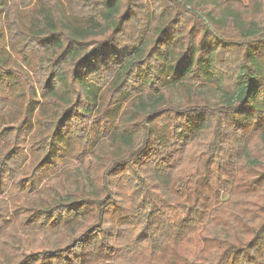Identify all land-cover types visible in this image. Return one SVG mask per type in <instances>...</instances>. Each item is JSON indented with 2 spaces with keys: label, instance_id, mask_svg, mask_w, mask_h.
Segmentation results:
<instances>
[{
  "label": "trees",
  "instance_id": "obj_1",
  "mask_svg": "<svg viewBox=\"0 0 264 264\" xmlns=\"http://www.w3.org/2000/svg\"><path fill=\"white\" fill-rule=\"evenodd\" d=\"M0 15L37 80L0 120V264H264V0H0ZM186 83L221 97L177 104ZM44 230L59 243L24 250Z\"/></svg>",
  "mask_w": 264,
  "mask_h": 264
},
{
  "label": "rangeland",
  "instance_id": "obj_2",
  "mask_svg": "<svg viewBox=\"0 0 264 264\" xmlns=\"http://www.w3.org/2000/svg\"><path fill=\"white\" fill-rule=\"evenodd\" d=\"M66 1V0H63ZM25 22L28 21L27 18H23ZM4 16L0 15V64L4 65V67L11 68L9 77L12 80L16 81L15 86L13 87L15 90H12L11 95L8 96V107L0 111V120L9 121L12 123H16L19 115L21 114V110L24 109L23 102L29 96L28 94L24 95L23 90L26 88V79H30L31 82L37 83L36 78L34 77V72L31 71L30 66H27L25 62L15 54L14 51L11 50L8 44L7 35L4 33ZM7 31V30H6ZM1 33H4L5 36ZM28 87V85H27ZM37 91V98L34 99L31 105L32 111V119L34 120V115L39 113L40 107L42 106V98L41 93L38 91L37 86L35 87ZM172 91V99L177 104H182L185 101V97L191 92L195 91L198 94L206 97L211 102L217 101L221 97L220 91L214 86L206 85V84H192L186 83L185 85L174 86L171 88ZM48 111V110H47ZM49 112V111H48ZM8 122V123H9ZM7 125V124H5ZM31 131H28L26 134V139H29ZM64 142V148L70 145H75V140L71 139L67 142ZM27 143V142H26ZM74 143V144H73ZM76 147V146H75ZM30 159V155L28 157ZM62 163V161L60 162ZM58 184L59 187L62 185V181L60 178L59 171L52 173L49 177L42 178L40 182V188L43 193L49 195L50 189L45 186L46 183ZM22 240L24 245V250L30 251L31 249H40L49 247L52 245H56L59 243L61 236L57 232L53 230H44V231H30L29 233H22Z\"/></svg>",
  "mask_w": 264,
  "mask_h": 264
}]
</instances>
